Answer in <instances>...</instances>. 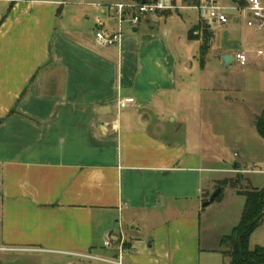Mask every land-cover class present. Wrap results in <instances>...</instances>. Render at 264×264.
Here are the masks:
<instances>
[{
  "label": "crops",
  "instance_id": "1",
  "mask_svg": "<svg viewBox=\"0 0 264 264\" xmlns=\"http://www.w3.org/2000/svg\"><path fill=\"white\" fill-rule=\"evenodd\" d=\"M123 2L105 3L106 10L95 2L0 0V255L40 254L43 264H229L219 241L245 198L223 187L218 206L229 215L203 227L212 204L202 206L205 191L236 174L261 187L238 159L219 169L204 165L201 142L213 138V124L243 109L230 86L212 74L204 83L199 72L205 61L237 62L240 52L261 61L264 74V28L229 10L221 26L199 15L192 37L188 29L172 38L161 21L191 6L172 0L173 9L132 24L127 9L120 22L115 6ZM100 28H120V42L98 44ZM247 59L244 66L254 63ZM257 92L264 94L263 85ZM242 103L254 127L264 101ZM256 245L264 246V221L250 234L249 246Z\"/></svg>",
  "mask_w": 264,
  "mask_h": 264
},
{
  "label": "rangeland",
  "instance_id": "2",
  "mask_svg": "<svg viewBox=\"0 0 264 264\" xmlns=\"http://www.w3.org/2000/svg\"><path fill=\"white\" fill-rule=\"evenodd\" d=\"M67 3L74 5H85L88 2H95L102 4L106 10L108 3L112 0H63ZM152 1V0H149ZM124 2H135L131 0H124ZM182 0H176L177 5H181ZM173 3V2H172ZM263 5V4H262ZM264 6V5H263ZM63 7L61 4L57 5V15L63 14ZM170 10V9H169ZM129 14L135 15L137 12L135 9L128 10ZM165 11V10H163ZM66 12V7H65ZM172 17L166 16L164 21H161V25L166 26L171 30V37L174 36L183 39L187 35L188 29L193 25L194 20L200 15L204 17V13L197 6L196 7H178V10H172ZM243 18V16H242ZM93 17L90 20H82L86 22V25L92 22ZM241 19V18H240ZM244 20V18H243ZM245 22V20H244ZM246 56V55H245ZM263 58V57H262ZM247 59V56H246ZM254 61L249 65H240L237 62H232L226 65H216L212 62L205 61L203 71L200 70L199 77L208 83L209 75L212 74L215 78V82L223 83L224 85L231 87L230 96L234 99L233 104H237L241 110L236 109V106L232 108L230 117L223 121V123L213 124L212 136L213 138H205L202 140L204 150V165L210 168H221L226 166L229 161L240 160L246 169H249L251 173L247 176L252 183L258 187L264 185V140L258 135L254 127L251 124V114L247 109L245 103H260L264 101V94H259L257 90L263 85L264 87V74L261 70V61L254 60L253 54L248 55L247 61ZM199 62V59H197ZM196 62V65H197ZM206 153L207 156H206ZM254 171V172H253ZM211 178H219L225 174L220 172L208 173ZM246 175V174H245ZM219 181L215 184L210 183L208 189L205 191L204 199H207L212 191L218 187ZM222 194L207 207L206 216H201L202 226H213V224H221L224 219L229 215V211L223 207L218 206V202L222 198ZM238 198V197H237ZM244 198V197H243ZM245 200V199H244ZM239 221V220H238ZM238 223V222H237ZM236 223V224H237ZM229 233V232H228ZM40 254H34L30 252L22 253H7L0 255V264H43V260ZM75 261L74 264H78ZM49 264V263H48ZM54 264V263H53ZM55 264H67L56 262ZM80 264H83L80 262ZM86 264V263H85Z\"/></svg>",
  "mask_w": 264,
  "mask_h": 264
},
{
  "label": "trees",
  "instance_id": "3",
  "mask_svg": "<svg viewBox=\"0 0 264 264\" xmlns=\"http://www.w3.org/2000/svg\"><path fill=\"white\" fill-rule=\"evenodd\" d=\"M142 2L143 0H131ZM149 1V0H144ZM184 5L198 6L200 0H183ZM199 25L189 30V37L194 31L199 29ZM210 32L207 26H202V47H207ZM254 127L258 135L264 140V107L259 115L254 117ZM247 178L242 174L225 178L219 181L218 187L229 186L243 194L245 200L238 223L232 227L231 231L223 235L219 241V252L227 258L229 264H264V246H249L250 234L264 221V185L261 188L248 186Z\"/></svg>",
  "mask_w": 264,
  "mask_h": 264
},
{
  "label": "built area",
  "instance_id": "4",
  "mask_svg": "<svg viewBox=\"0 0 264 264\" xmlns=\"http://www.w3.org/2000/svg\"><path fill=\"white\" fill-rule=\"evenodd\" d=\"M118 9V16L120 22L122 20V11L124 9H135L136 14L130 19L132 24L139 21V18L146 13H155L157 11L173 9L175 6L172 4V0H152L144 2H123L115 6ZM204 13V19L209 24L221 26L229 21L228 11L242 12L246 15L245 23L247 26L254 27L258 30L264 28V6L260 0H246L243 6H222L218 0H203L197 6ZM95 39L101 46H109L118 44L121 40V29L117 31L109 32L105 29H98L95 32ZM235 60L240 64L246 63V56L244 53H237ZM120 107L126 106V102L121 100L119 102ZM109 245V242H106ZM120 247L122 241H120ZM118 264H122L120 261Z\"/></svg>",
  "mask_w": 264,
  "mask_h": 264
},
{
  "label": "water",
  "instance_id": "5",
  "mask_svg": "<svg viewBox=\"0 0 264 264\" xmlns=\"http://www.w3.org/2000/svg\"><path fill=\"white\" fill-rule=\"evenodd\" d=\"M142 2H144V0H143ZM229 59H230L229 56H225V58H223V61H224V62H228ZM220 192H221V188H220V187H217V188H216V189L210 194L209 198H208L207 200H205V201L202 203V206L205 207V206L211 204V203L215 200V198L220 194Z\"/></svg>",
  "mask_w": 264,
  "mask_h": 264
}]
</instances>
